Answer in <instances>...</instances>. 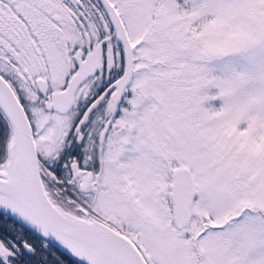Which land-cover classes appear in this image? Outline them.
Segmentation results:
<instances>
[{
	"label": "snow or ice",
	"instance_id": "snow-or-ice-1",
	"mask_svg": "<svg viewBox=\"0 0 264 264\" xmlns=\"http://www.w3.org/2000/svg\"><path fill=\"white\" fill-rule=\"evenodd\" d=\"M0 264H264V0H0Z\"/></svg>",
	"mask_w": 264,
	"mask_h": 264
}]
</instances>
